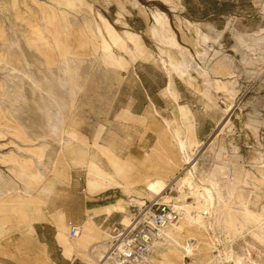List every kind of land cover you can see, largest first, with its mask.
<instances>
[{
    "label": "rangeland",
    "instance_id": "obj_1",
    "mask_svg": "<svg viewBox=\"0 0 264 264\" xmlns=\"http://www.w3.org/2000/svg\"><path fill=\"white\" fill-rule=\"evenodd\" d=\"M146 85L163 108L135 115ZM112 188L121 226L159 197L201 216L152 264H264V0H0V264H89L114 228L68 224Z\"/></svg>",
    "mask_w": 264,
    "mask_h": 264
},
{
    "label": "built area",
    "instance_id": "obj_2",
    "mask_svg": "<svg viewBox=\"0 0 264 264\" xmlns=\"http://www.w3.org/2000/svg\"><path fill=\"white\" fill-rule=\"evenodd\" d=\"M142 209L145 212L139 210L132 227L115 229L109 243L111 264H150L148 260L164 230L182 219V214L174 205L149 201ZM68 225L70 237H78L80 225L73 222Z\"/></svg>",
    "mask_w": 264,
    "mask_h": 264
},
{
    "label": "crops",
    "instance_id": "obj_3",
    "mask_svg": "<svg viewBox=\"0 0 264 264\" xmlns=\"http://www.w3.org/2000/svg\"><path fill=\"white\" fill-rule=\"evenodd\" d=\"M145 83V82H144ZM164 87L163 88H160L158 90H155V91H152L147 85L146 87H143V91H144V101L142 103H139V101L135 100L134 104L132 105L131 107V110L132 112L135 114V115H140V114H144L148 109L151 108V105L156 108L157 110L158 109H161L163 108V100L162 99H165V98H161L160 102L159 101H156V98L158 96L161 95V92L163 91ZM161 97V96H160ZM172 101V100H170ZM174 104V101L173 103ZM136 109H139V111H135ZM136 112V113H135ZM196 137L198 140H205L209 135H210V130L209 129H205L204 127H201V124L196 120ZM199 142V141H198ZM203 141L199 142L200 144H203L202 143ZM59 190L62 189V191L56 193V195L58 194L59 198H58V201L61 203V206H59V209L57 210H60L64 213L67 214V211H69V207L66 203V194H68L69 192L67 191L68 188H63V187H57ZM109 194L110 195H107L105 198L106 199H110V198H117V194L121 193V189L120 188H112L109 190ZM62 193H65V194H62ZM101 200V199H100ZM118 199L110 202V203H106V204H103V205H98L97 207H92L90 209H88L87 207V203L88 202H84V207L83 208H80V213H81V217L77 219V221H70V222H73L75 224H79V223H83L87 218H88V215L92 213L93 210H99V214L97 216H95L94 220L97 224V222L101 225V226H105V225H111L113 228H114V231L115 229H118L120 226H121V220L124 216V213L123 212H113L111 215H108L107 213H105L103 211V209L109 205H113L117 202ZM53 201H55V198H53ZM94 201H97V200H94ZM66 216V215H65ZM33 226H42V232L39 234V232L35 231V235L37 237V239L39 240L41 237L43 238L42 242L45 243V246L47 248L46 252H49V254L51 255V244L52 242L55 240V235H56V226L53 225L50 221L48 222H36L33 224ZM43 226H46L47 228L44 229ZM37 230V229H36ZM44 231V233H43ZM114 233V232H113ZM110 237V236H109ZM103 241V240H102ZM60 251V250H59ZM61 253V252H60ZM56 264H73L72 262H70L69 259L65 258L63 255L61 256V260L58 258V259H53ZM77 261V260H76ZM2 264V263H1Z\"/></svg>",
    "mask_w": 264,
    "mask_h": 264
},
{
    "label": "bare ground",
    "instance_id": "obj_4",
    "mask_svg": "<svg viewBox=\"0 0 264 264\" xmlns=\"http://www.w3.org/2000/svg\"><path fill=\"white\" fill-rule=\"evenodd\" d=\"M258 32V31H257ZM257 32H256V34H257ZM261 33H262V31H261ZM254 36V35H253ZM55 45H56V47H58V44L57 43H55ZM29 48V47H28ZM198 57H199V59L200 58H202V55L200 54V55H198ZM173 66V65H172ZM173 68H175L174 66H173ZM205 72V71H204ZM203 72V73H204ZM203 75V74H202ZM207 75V74H206ZM206 75H204V76H206ZM208 76V75H207ZM18 82V81H17ZM211 80H208L207 81V79H206V83H207V85H211ZM13 88V87H12ZM227 121H224V122H222L221 123V127L224 125V123H226ZM220 128V127H219ZM176 138V137H175ZM177 141H178V145H179V148L181 149V151H183V152H186V145H185V142H183L181 139H178L177 138ZM210 144V143H209ZM203 145L204 144H200L199 143V150H198V152L194 155V157H191V156H189V155H186L187 156V158H188V160H189V163H188V165L190 166V168L187 170V173H189L190 175H191V177L193 176V173H194V171H195V163L197 162V159L202 155V153H203V150H202V147H203ZM182 152V153H183ZM222 151L220 152V156H222ZM194 158H196V159H194ZM194 159V160H193ZM19 176V175H18ZM186 178V177H185ZM179 179V178H178ZM178 179H176V181L174 182V183H178L180 180L182 181V180H185L184 178H180L179 180ZM189 181V180H188ZM187 181V182H188ZM183 182V181H182ZM186 182V181H185ZM190 183H192L191 181H189ZM173 183V184H174ZM190 187V186H189ZM191 189V188H190ZM206 190V192H208L209 193V190L207 191V189H205ZM161 199H163V197H159V198H156L155 200H153V201H157V202H159L160 203V200ZM152 201V202H153ZM184 206V207H183ZM181 205V206H177L176 207V209L178 208V210H181V211H183V209L184 208H186V209H188L185 213H186V221H190V220H192V219H194L195 217L192 215V214H190V210H191V206H192V203H189V202H187L185 205ZM110 212V211H109ZM145 212V210L142 212V213H144ZM192 212V211H191ZM183 213V212H182ZM185 213H183V215H185ZM108 214V213H107ZM148 214V213H147ZM198 215V214H197ZM185 217V216H184ZM198 217V216H197ZM134 220H135V218H134ZM134 220L132 221H130V223H128L129 221H128V219L127 218H125L124 220H123V227L124 228H130V227H132L133 226V223H134ZM182 220V219H181ZM195 221L196 222H201V216H199L198 218H195ZM181 222V221H180ZM179 222V223H180ZM179 223H177V224H174V225H172V226H170V227H168V228H166L165 230H164V232H163V236H162V238L155 244V249H154V251H153V254L150 256V258H149V263L150 264H152V258L154 257V255L156 254V252H157V249H159V248H161V247H165L166 246V244H167V242H168V240L170 239V238H172L173 237V234H174V232H177V231H179ZM190 224V223H189ZM200 224V223H199ZM83 229L85 230V233H88L89 232V228H88V224H86L84 227H82V226H80V230H81V233L79 234V236L78 237H76V238H71L72 240H80V238L82 237V231H83ZM69 236H70V232H69ZM112 237L113 236H110V240L108 241V240H105L104 242H102V243H100V245H99V247L98 246H96L95 244H92L90 247H91V249H90V251H89V256H88V258H89V264H111L112 263V260L109 258V255H110V252H109V243H110V241H111V239H112ZM88 244H91V241L88 243ZM177 244V243H176ZM103 249H104V251H103ZM161 251V250H160ZM94 253L96 254V256H94ZM159 254V253H158ZM159 256V255H158ZM95 257V258H94ZM162 259H163V261L164 262H167L168 264L170 263V259L169 258H167L166 257V255H162ZM155 261V260H154ZM156 262V261H155Z\"/></svg>",
    "mask_w": 264,
    "mask_h": 264
}]
</instances>
